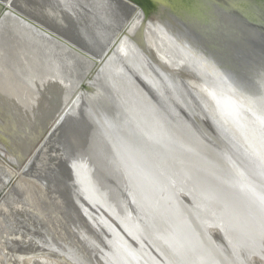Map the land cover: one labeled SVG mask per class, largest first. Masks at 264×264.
Wrapping results in <instances>:
<instances>
[{"label": "water", "instance_id": "1", "mask_svg": "<svg viewBox=\"0 0 264 264\" xmlns=\"http://www.w3.org/2000/svg\"><path fill=\"white\" fill-rule=\"evenodd\" d=\"M126 1L185 52L188 75L204 90L150 62L168 97L146 88L153 103L148 117L165 136L161 146L145 143L147 136L135 129L126 134L123 120L107 114L101 120L95 107L85 113L86 150L63 145V184L89 225L77 226L87 256L63 254L74 264L264 262V0H200L230 22L233 37L213 41L175 18L184 9L180 0ZM6 10L0 3V18ZM167 11L173 19L163 22ZM80 89L91 92L84 83ZM78 97L62 113L55 106L46 115L45 127L61 113L45 136L39 133L36 152L69 119L78 121L72 114ZM113 112L120 117L118 107ZM184 141L185 150L175 147ZM97 172L105 176L101 181ZM250 217L262 234L251 229Z\"/></svg>", "mask_w": 264, "mask_h": 264}, {"label": "bare ground", "instance_id": "2", "mask_svg": "<svg viewBox=\"0 0 264 264\" xmlns=\"http://www.w3.org/2000/svg\"><path fill=\"white\" fill-rule=\"evenodd\" d=\"M180 2L184 5V9H178V13L175 11L178 15L175 18L184 24L186 23L187 26L194 24L192 27L195 31L205 36L206 39L213 41L222 35L224 37H233V34L229 32L228 27L225 25L230 24V22L221 18L218 15L219 11L216 9L209 8L205 4L201 5L202 2L200 0H180L177 3L179 4ZM0 3L7 7L5 14L0 18V45H4L8 50V46H12L17 51L14 56H17L20 62L16 63L13 58L9 57L10 61L6 60L9 68H15V71L21 75H25L31 70L33 72L37 71V77L41 80H61L63 83L62 88H60L62 92L58 93L57 98H53L50 101V109L53 111L59 106L62 113L77 96H79L78 101L80 99L81 103L72 110V114L75 118H78V121L74 122L73 118L69 119L61 130L60 128L56 129L47 138L37 152L36 148H34L29 154L31 148H33L31 143L36 142L39 137L38 134L45 128L42 126H45L46 122L43 121L39 124V121H41L40 116L43 114L32 110L35 109V105H25L26 113L22 114L20 109L24 106L21 105L24 102L21 101L16 104V100H9L10 96L8 95L7 97L2 93V98L0 99H2L4 105H7L8 110L12 109L11 111L15 112L16 117L12 119V117L6 115L5 109L0 108L1 127L4 126L5 129L7 123V125L16 128L17 131L23 132L21 125L24 123L26 126L28 118L33 126L36 123L39 126L35 132L31 133V138L22 136L21 139L25 142V145L16 151L5 145L2 136L8 134H6L4 129H0V134L2 135H0V141L6 146V150L0 148L13 158L12 161H8V158H5L7 155L0 152V215L5 211V205L8 204L4 205L5 199L8 201L9 197L13 196V193L23 190L28 171L39 175L46 172L49 174L55 170L51 174L61 176L60 172L63 171L61 169H64L67 164L63 154V145L72 142V151L78 154L86 148L90 128L86 123L85 113L92 111L91 107L99 110L101 120L105 119L107 114L112 119H120L126 122L127 125L125 123L123 127L126 134H129L130 130L135 129L138 134L141 132L147 136V139L144 140L147 144H151V141L155 140L160 143V146L162 145L163 141H165V136L161 135L162 133L151 124V120L148 117L153 116L151 111L153 103L146 93V88L156 90L161 95V98L164 97L167 101L168 97L165 90L159 87L161 81L154 75L151 63L154 64L155 59L158 65L160 64L172 75H182L190 80L191 78L185 68V52L165 33L149 25L140 9L126 0H0ZM161 17L163 22L173 19L168 11ZM200 18L204 20L202 21ZM95 27L102 31L99 34L101 35L100 38H95ZM209 33L211 34L207 37L206 35ZM10 52L13 53V51ZM7 55L4 57H8ZM196 69L197 67H195ZM29 74L27 75L28 77ZM190 80V83H195V89L203 94L204 88ZM81 83L91 89V92H82L80 89ZM45 85L42 84L41 88H44ZM46 88L43 90H46ZM117 107L120 109V117L113 112V108L117 110ZM60 112L51 123L52 126L58 120ZM12 120L16 123V127L12 125ZM98 126L100 129L106 130V126L104 127L103 123H99ZM69 133L70 135L72 133L75 138L69 137ZM59 136L63 137V143L56 142L60 138ZM168 138L171 142H174L170 134ZM155 141L154 144L152 143L154 148L157 145ZM61 144L62 148L58 147ZM186 145L187 142L184 141L175 147L185 150ZM194 145V142L189 143L190 148H193ZM56 146L59 149H54L56 150L54 151L53 148ZM49 148H52L54 154H48L45 162H48V158L52 159L53 163L50 162L49 166L51 169L53 167V170L48 168L41 170L42 166L39 164V159L42 157H39V155L44 149L47 150ZM169 152H173V150H169ZM33 154V159L28 161ZM23 161L25 163L20 168L12 167V163L19 164ZM56 163L60 165L61 171L58 170V173L56 171L58 168L55 167ZM43 170L44 172H42ZM95 174L100 177L97 176L99 181L105 177L101 175V172ZM7 215L9 216V214ZM247 222L254 227H251V229L253 231L255 229L258 235L261 233V227L255 219H251V224L250 221ZM256 232L253 233L255 234ZM215 233L216 231L214 230L210 231L211 235H218ZM255 242L259 243L261 241L256 238ZM0 257L4 259L1 253ZM254 259L251 260V264H253L252 261ZM258 261L263 262L261 260Z\"/></svg>", "mask_w": 264, "mask_h": 264}, {"label": "rangeland", "instance_id": "3", "mask_svg": "<svg viewBox=\"0 0 264 264\" xmlns=\"http://www.w3.org/2000/svg\"><path fill=\"white\" fill-rule=\"evenodd\" d=\"M95 28V38H100L101 35L99 34H101L102 31L97 27ZM8 47L9 50L4 45H0V98H2L3 93L7 97L8 95L10 96L9 100H16V104H19V102L23 101L24 103H22L21 105L24 106L22 107V109H20L22 114L26 113L25 105H35V109L32 110L36 113L38 111L39 113L43 114L42 116H40V124L43 122L44 118H46V115L49 114V112L53 111L50 109V101L53 98H57L58 93L62 92L60 88H62L63 83L61 80L58 81L56 79H52L49 81H47V79L41 80L37 77V71L33 72V70H31L25 75H21L19 72L15 71V68H9V64L6 63V60L10 61L9 57L13 58L16 63L20 62L19 58L17 56H14L15 52L17 51L12 46ZM10 51H13V53H11ZM6 54H8V57H4ZM28 74L29 77L27 76ZM45 81L47 82L45 83ZM42 84H46L47 88L46 85L44 88H41ZM45 88L46 90H43ZM0 108L5 109V112L7 113L6 115H9L10 117H12V119L16 117L15 112H12V109L8 110L7 105H4L2 99H0ZM45 108L47 110L42 111V109ZM15 124L16 123H14V121L12 120V125L16 127ZM39 124L36 123L33 126L30 119L28 118L26 126L24 125V123L21 125V130L23 132H19L16 130V128H13L6 123V125L4 124L5 129L4 126H0V129H4V131L8 135H0L3 138L5 145L7 147L9 146V148H11L13 151H16L17 149L19 150L25 145V142H23V140L21 139L22 136L31 138V133L36 131V128L39 126ZM51 126L52 124L46 127L42 126L45 127L43 130H41L42 136L46 135ZM69 137L73 139L75 138L72 133L71 135L69 133ZM59 139L56 140V142L63 143V137H60ZM41 141L42 137H40L38 141L31 143L33 144V148H31L29 154L34 148L37 149ZM70 141H72V139H70ZM70 144H72V142ZM6 146L0 144V147L5 150ZM58 147L62 148V144ZM58 147L56 146L55 148H53V150H58ZM1 148L0 152L7 155V157L5 158H8V161H12V156L9 153L3 151ZM53 150L52 148H49L47 150L44 149L40 153L39 157L42 158L39 159V164H41L42 167L40 165L39 167H41V170H45V168L53 170V167L51 169V167L49 166L50 162H52V159L48 158L47 161L49 163L45 162L46 156L51 153L54 154V151H56ZM24 161L26 160L24 159ZM24 161L19 164L12 163V167L20 168L23 163H25ZM56 164L57 165H55V167L58 168L56 170L58 173L63 169L60 170V165L58 163ZM44 170L42 172H44ZM54 171H51L49 174L46 172L45 174L41 173L39 175H36V173L34 174V172L28 171L26 173L27 176L25 177L26 184L23 190L20 191L21 194L20 192L13 193V196L9 197V202L5 199L4 205L8 203L6 204L8 206L5 205V211H3L4 213H1V215L4 214L5 216L0 215V218L2 217V222L0 220V253L3 254L4 257V259L0 257V264H74L65 256V254H63L66 252V249H68L69 251L74 250L78 253V255H81L83 257L87 256L80 245L77 234V226L88 230L89 225L86 223L84 216L81 214L80 210L66 195V190L63 184L65 175L64 172H60L61 176L53 174V177L51 173ZM17 205L19 206L17 207ZM13 207H15L16 209ZM14 209L15 211H13ZM24 213L26 216L24 215ZM7 214H9V216ZM10 240L13 242V244ZM9 241L11 244L9 243ZM16 241L19 243H17ZM252 263L264 264V262H260L255 259L252 261Z\"/></svg>", "mask_w": 264, "mask_h": 264}, {"label": "snow or ice", "instance_id": "4", "mask_svg": "<svg viewBox=\"0 0 264 264\" xmlns=\"http://www.w3.org/2000/svg\"><path fill=\"white\" fill-rule=\"evenodd\" d=\"M262 200H264V197H262Z\"/></svg>", "mask_w": 264, "mask_h": 264}]
</instances>
